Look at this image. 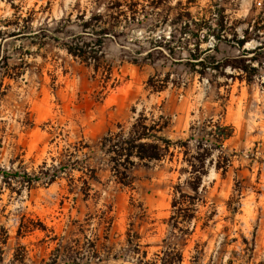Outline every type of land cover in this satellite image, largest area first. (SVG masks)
I'll list each match as a JSON object with an SVG mask.
<instances>
[{
	"label": "rangeland",
	"instance_id": "obj_1",
	"mask_svg": "<svg viewBox=\"0 0 264 264\" xmlns=\"http://www.w3.org/2000/svg\"><path fill=\"white\" fill-rule=\"evenodd\" d=\"M213 3L0 0V264H136L168 250L181 264H264V34L252 29L264 0H219V31ZM97 39L96 60L66 51L94 56ZM140 116L173 142L193 136L191 153L200 127L233 128L224 175L212 151L177 225L175 186L196 197L179 150L136 162L121 186L99 149ZM24 171L41 178L10 176Z\"/></svg>",
	"mask_w": 264,
	"mask_h": 264
},
{
	"label": "trees",
	"instance_id": "obj_2",
	"mask_svg": "<svg viewBox=\"0 0 264 264\" xmlns=\"http://www.w3.org/2000/svg\"><path fill=\"white\" fill-rule=\"evenodd\" d=\"M214 9L212 10V16L216 15L220 17L219 26L217 31L223 27L224 19V10L219 4V0H213ZM252 29L264 34V16H259L253 25ZM209 30V29H208ZM248 32H245V37L237 41V46L242 48L246 42L249 41V38L246 36ZM210 35L208 31L205 33ZM213 38L220 40L218 35H213ZM102 45V40H96L95 48H90L94 52V56L87 53L82 47H66V51L71 56L87 62L90 60H96L97 55L99 54V48ZM161 119V118H160ZM144 117H138L135 122L132 124L131 128L127 132H123L122 129L117 133H108L101 141L99 142V149L102 151L103 155L106 156V161L108 163V170L111 172V177L113 178L116 184L121 186H127L128 182V170L134 166L136 162H153V161H162L167 156L173 158L175 152H181L183 154L182 162L186 163L190 168V176L186 180L187 188L194 193L196 197L184 194L180 190L179 184L175 186L173 191V198L171 206L175 210L174 214L171 216L174 224L177 225L178 220L183 219L182 212L188 210L189 205L192 206L194 202L198 200L197 193L201 184V177L205 174L206 162L212 156V151H216L217 162L215 164V170H222V175L225 173V162L227 163V157L223 151V143L231 138L233 134V128L229 125H223L219 123H211L210 129H207V126L200 127V130L204 132V137L199 139L195 145V151L191 153L188 149V143L190 140H193V136H190L189 139L185 141H171L170 139L160 135L163 127V124H159L156 121H152V124L146 125ZM162 120V119H161ZM192 130L193 127H190ZM87 148L86 146L79 145L75 149V154L80 150ZM73 155V154H72ZM224 164V165H222ZM54 169V167H53ZM62 170V169H60ZM62 172V171H61ZM8 175L6 173H2ZM57 170H52L44 167L41 171V176L47 179V183H52L57 178ZM15 178H20L23 182L31 184L37 183L40 180V176L31 175L27 172L17 173L14 172L13 175H10ZM93 180L94 175H92ZM188 199V201L186 200ZM127 242L130 240L129 232L126 234ZM139 247V244H135ZM159 255H155L154 259H146V253L142 252L138 255L136 259V264H181V256L173 251L168 250Z\"/></svg>",
	"mask_w": 264,
	"mask_h": 264
}]
</instances>
